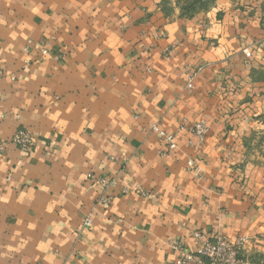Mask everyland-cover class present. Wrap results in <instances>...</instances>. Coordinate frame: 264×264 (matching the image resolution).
<instances>
[{
  "label": "crops",
  "instance_id": "1",
  "mask_svg": "<svg viewBox=\"0 0 264 264\" xmlns=\"http://www.w3.org/2000/svg\"><path fill=\"white\" fill-rule=\"evenodd\" d=\"M183 7L0 0V264H172L194 233L264 241L248 150L264 135V0ZM199 121L201 145L186 130ZM89 175L112 182L108 210Z\"/></svg>",
  "mask_w": 264,
  "mask_h": 264
},
{
  "label": "built area",
  "instance_id": "2",
  "mask_svg": "<svg viewBox=\"0 0 264 264\" xmlns=\"http://www.w3.org/2000/svg\"><path fill=\"white\" fill-rule=\"evenodd\" d=\"M42 54L46 55L47 50H42ZM246 58H250L251 54L244 52ZM195 78V74H190L186 79L187 89H192V84ZM185 123H183L179 131L184 130ZM186 130L197 140V144L201 145L207 134V125L204 121H199L187 126ZM151 131L156 133L159 138L164 142L167 147L166 153L173 152L176 149V136L175 134H168L159 129L157 125L151 126ZM13 143L24 153H28L34 146L32 136L25 130H19L13 138ZM188 166L193 169L194 163L188 162ZM88 179L91 180L94 185L101 188L100 195L96 201L98 208L106 211L110 208L114 196L110 190L112 182L106 178H98L94 175H89ZM128 190L125 188L122 190V194L125 195ZM146 195V194H142ZM151 198V196H147ZM84 227H90L91 220L86 218L83 223ZM193 237L198 243V249L195 253H192L188 248L184 247L180 242L173 241L170 244L171 249L176 253L175 261L172 264H239L237 254L240 250L244 249L246 240L243 238L237 239L234 242L228 240L223 235H216L211 239H204L200 233H194Z\"/></svg>",
  "mask_w": 264,
  "mask_h": 264
},
{
  "label": "rangeland",
  "instance_id": "3",
  "mask_svg": "<svg viewBox=\"0 0 264 264\" xmlns=\"http://www.w3.org/2000/svg\"><path fill=\"white\" fill-rule=\"evenodd\" d=\"M211 1L213 0H180V3L187 10L195 11L207 6ZM248 150L252 160L264 164V135L254 136L248 144ZM236 257L239 264H264V241L248 247L245 244L244 249L240 250Z\"/></svg>",
  "mask_w": 264,
  "mask_h": 264
},
{
  "label": "trees",
  "instance_id": "4",
  "mask_svg": "<svg viewBox=\"0 0 264 264\" xmlns=\"http://www.w3.org/2000/svg\"><path fill=\"white\" fill-rule=\"evenodd\" d=\"M204 7H206V6H204ZM183 11H184V13L187 14V13H189V12L192 13L194 10H189V9L187 10V8H184V7H183ZM191 11H192V12H191Z\"/></svg>",
  "mask_w": 264,
  "mask_h": 264
}]
</instances>
